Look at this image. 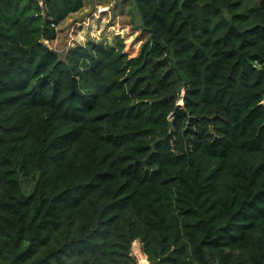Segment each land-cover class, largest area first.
<instances>
[{"label":"trees","instance_id":"obj_1","mask_svg":"<svg viewBox=\"0 0 264 264\" xmlns=\"http://www.w3.org/2000/svg\"><path fill=\"white\" fill-rule=\"evenodd\" d=\"M0 0V264H264V0H134L129 58Z\"/></svg>","mask_w":264,"mask_h":264},{"label":"rangeland","instance_id":"obj_2","mask_svg":"<svg viewBox=\"0 0 264 264\" xmlns=\"http://www.w3.org/2000/svg\"><path fill=\"white\" fill-rule=\"evenodd\" d=\"M134 0H84L83 8L70 15L56 28V39L50 47L59 53L69 48L96 43L116 46L120 39L123 51L129 57L137 56L147 36L138 29L139 19L133 9ZM132 255L137 264L148 261L135 242Z\"/></svg>","mask_w":264,"mask_h":264},{"label":"bare ground","instance_id":"obj_3","mask_svg":"<svg viewBox=\"0 0 264 264\" xmlns=\"http://www.w3.org/2000/svg\"><path fill=\"white\" fill-rule=\"evenodd\" d=\"M143 264H146V261L145 260L143 261Z\"/></svg>","mask_w":264,"mask_h":264}]
</instances>
